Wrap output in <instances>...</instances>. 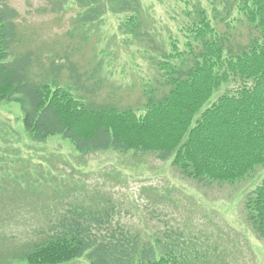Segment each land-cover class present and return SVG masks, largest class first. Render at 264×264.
I'll return each mask as SVG.
<instances>
[{"label":"trees","instance_id":"obj_1","mask_svg":"<svg viewBox=\"0 0 264 264\" xmlns=\"http://www.w3.org/2000/svg\"><path fill=\"white\" fill-rule=\"evenodd\" d=\"M70 1L84 9L86 23L116 12L125 15L121 25L132 37L149 34L142 29V0H61ZM207 1L217 9V0ZM235 1L239 23L249 29L247 42L232 37L224 17L219 21L227 30L221 32L217 17L196 5L192 23L179 30L187 38L184 48L171 37L170 50L157 58L156 85L143 90L142 108L135 109L95 99L102 62L84 82L69 54H55L43 65L38 53L26 49L19 11L0 0V104L19 107L31 142L58 137L83 158L108 151L153 154L172 160L183 178L200 185L248 179L264 166V0ZM7 193L0 177V197ZM7 199L15 213L21 198ZM107 203L89 198L66 207L47 221L48 230L37 229L26 241L25 232L12 228L22 219L7 213L0 220V242L7 245L0 264H236L211 251L206 232H193L199 222L191 217L177 228L146 232L117 221L115 205ZM243 206L247 224L264 242V178Z\"/></svg>","mask_w":264,"mask_h":264},{"label":"rangeland","instance_id":"obj_2","mask_svg":"<svg viewBox=\"0 0 264 264\" xmlns=\"http://www.w3.org/2000/svg\"><path fill=\"white\" fill-rule=\"evenodd\" d=\"M7 2L19 11L26 49L38 53L43 65L55 54L64 59L69 54L68 59L83 73L84 82L102 62L99 71L103 80L95 99L135 109L142 108L143 90L156 85L157 58L170 50L171 37L177 36L184 48L187 38L179 30L192 23L195 15L190 14L198 9L196 5L206 9L212 19L226 18L237 41L249 39L247 24L239 23L242 16L235 11V0H217L216 10L207 0H142V29L149 34L139 37H132L121 25L124 14L112 12L86 23L82 20L84 9L76 2ZM217 26L221 32L227 30L224 22L219 21ZM21 118L16 104H0V177L8 185L6 197L22 200L14 203L12 213L9 200L0 197V220L7 213L15 215L16 222L22 219L12 228L25 232L24 241L39 234L37 229L48 230L47 221L59 218L66 207L89 198L102 202L109 199L107 206L115 205L116 220L133 223L134 229L156 232L167 226L177 228L191 217L199 222L193 232H201V228L206 232L211 251L225 254L236 264H264V242L247 224L242 210L247 192L264 178V166L252 177L234 184L200 185L183 178L172 161L163 162L153 154L108 151L87 159L58 137L46 143L31 142L25 136ZM6 247L1 240L0 253Z\"/></svg>","mask_w":264,"mask_h":264}]
</instances>
